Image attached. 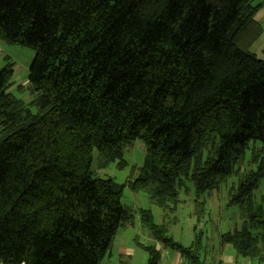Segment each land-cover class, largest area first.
I'll return each instance as SVG.
<instances>
[{
  "label": "trees",
  "instance_id": "trees-1",
  "mask_svg": "<svg viewBox=\"0 0 264 264\" xmlns=\"http://www.w3.org/2000/svg\"><path fill=\"white\" fill-rule=\"evenodd\" d=\"M254 0H0V40L35 52L30 107L16 97L14 63L0 68V262L102 264L133 223L126 188L161 208L181 204L250 165L230 205L243 224L222 235L237 256L264 264V60L249 47L263 32ZM147 154L135 179L95 176ZM199 206V205H198ZM197 206V207H198ZM203 211L197 209L198 214ZM142 222L187 264H206L166 236L151 210ZM146 264H161L142 245Z\"/></svg>",
  "mask_w": 264,
  "mask_h": 264
},
{
  "label": "rangeland",
  "instance_id": "rangeland-1",
  "mask_svg": "<svg viewBox=\"0 0 264 264\" xmlns=\"http://www.w3.org/2000/svg\"><path fill=\"white\" fill-rule=\"evenodd\" d=\"M254 5L260 6L256 20L262 24L263 32L249 47V50L258 59L264 60V0H254ZM6 58L14 63V86L11 92L22 99L33 113H38V108L31 106L35 95L29 84V72L35 52L27 47L7 44L0 40V68L8 63ZM254 145L261 147L259 142L257 144L252 142L240 166V171L237 168L238 173L221 182L214 189L198 193L191 181L184 180V186L180 191L181 204L175 210L159 207L147 193H136L126 188L122 203L133 211L134 219L131 225L118 231L110 254H115L120 247H126L134 252L131 264H146L148 253L142 245L159 247L164 256H167L165 253H168V256L176 255L177 252L174 249L163 242H158L151 231L144 226L140 214V211L144 209L152 211L155 224L166 227L168 238H172L181 246L192 247L207 264H216L223 256L229 255L233 256L237 263L244 264L243 259L237 256L230 245H223L222 235L242 227L241 208L238 205H230V193L233 187H238L243 172L254 168L250 165ZM146 154V144L142 140H137L124 149V159L128 162L126 168L120 169L117 163L110 164L107 168H100L99 152L95 150L92 171L97 177L111 178L122 184L129 179L136 178L138 168L143 166ZM255 194L257 198L264 196V179ZM200 207L203 211L199 215L197 209L199 210ZM108 259L109 257L105 261L107 262Z\"/></svg>",
  "mask_w": 264,
  "mask_h": 264
},
{
  "label": "crops",
  "instance_id": "crops-1",
  "mask_svg": "<svg viewBox=\"0 0 264 264\" xmlns=\"http://www.w3.org/2000/svg\"><path fill=\"white\" fill-rule=\"evenodd\" d=\"M159 249V247L157 248ZM160 250V249H159ZM162 255L161 264H187V261L183 259L179 252L176 253L175 256H168V253ZM134 256V252L126 249V247H120L115 254H109L105 260L109 257L106 264H131L132 257ZM167 257V259H166ZM244 264H249L246 260H243ZM102 263V264H103ZM207 264V263H206ZM216 264H239L237 261L233 259V256H223L219 262Z\"/></svg>",
  "mask_w": 264,
  "mask_h": 264
},
{
  "label": "built area",
  "instance_id": "built-area-1",
  "mask_svg": "<svg viewBox=\"0 0 264 264\" xmlns=\"http://www.w3.org/2000/svg\"><path fill=\"white\" fill-rule=\"evenodd\" d=\"M0 264H4L3 262H0Z\"/></svg>",
  "mask_w": 264,
  "mask_h": 264
}]
</instances>
